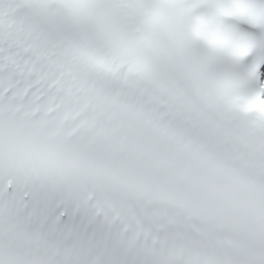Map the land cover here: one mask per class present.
Listing matches in <instances>:
<instances>
[{"label":"snow or ice","instance_id":"1","mask_svg":"<svg viewBox=\"0 0 264 264\" xmlns=\"http://www.w3.org/2000/svg\"><path fill=\"white\" fill-rule=\"evenodd\" d=\"M249 2L264 9V0ZM159 3L160 0H106L101 7L110 10V23L125 39L137 41ZM228 3L229 0H205L189 19L213 16L217 5ZM217 22L233 38L255 42L253 50L236 58L203 41L188 39L185 51L201 55L208 62L211 76L237 80L239 87L233 96L242 104L256 98L264 101V25L236 16H220ZM95 33L94 15L74 11L68 0H53L44 8L31 0H0V154L6 151L11 137L31 133L41 117V112L31 120L25 116L39 85L33 84L34 76L25 78L21 70L25 58L21 57L19 45L38 50L42 46L62 47L68 41L98 43ZM160 39L167 44L166 38ZM99 51L103 54L107 49L101 47ZM89 82L102 88L131 90L134 74L125 64ZM141 87L136 85V90ZM244 115L254 117L257 113L252 110ZM47 121L45 134L56 131L66 146H78L73 142L79 132L64 139L71 129H57L55 114H49ZM112 199L109 206L105 195L87 183L55 184L0 172V264H158L144 248L159 250L161 241L149 238L133 245L132 212L117 198ZM132 211L138 214L137 209ZM234 239L248 253L240 264H264V241L255 244L244 235Z\"/></svg>","mask_w":264,"mask_h":264}]
</instances>
